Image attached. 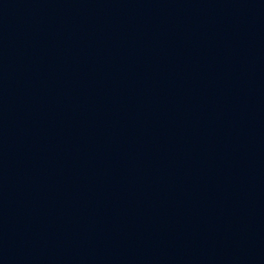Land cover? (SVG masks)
Masks as SVG:
<instances>
[{"label": "water", "instance_id": "obj_1", "mask_svg": "<svg viewBox=\"0 0 264 264\" xmlns=\"http://www.w3.org/2000/svg\"><path fill=\"white\" fill-rule=\"evenodd\" d=\"M0 264H264V0H0Z\"/></svg>", "mask_w": 264, "mask_h": 264}]
</instances>
